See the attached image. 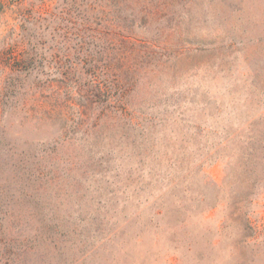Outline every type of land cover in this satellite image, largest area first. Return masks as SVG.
I'll return each instance as SVG.
<instances>
[{
  "label": "rangeland",
  "instance_id": "374dc122",
  "mask_svg": "<svg viewBox=\"0 0 264 264\" xmlns=\"http://www.w3.org/2000/svg\"><path fill=\"white\" fill-rule=\"evenodd\" d=\"M60 3L0 0V254L28 238L22 264H264V0H192L165 57L125 64L143 129L83 107L95 25ZM33 45L37 66L6 92Z\"/></svg>",
  "mask_w": 264,
  "mask_h": 264
},
{
  "label": "trees",
  "instance_id": "16d2710c",
  "mask_svg": "<svg viewBox=\"0 0 264 264\" xmlns=\"http://www.w3.org/2000/svg\"><path fill=\"white\" fill-rule=\"evenodd\" d=\"M53 1V0H49ZM57 1V0H56ZM192 0H61L60 13L70 19L75 26L84 25V17L93 20L94 27L91 28V42L88 50L89 57V80H87V90L84 91L82 98L85 104L83 107L89 111L102 107L100 116L102 118H113V113L119 118L139 129H143V121L151 122L153 118L135 117L133 111L129 109V104L124 96L123 89H130L133 83L129 81L132 76V70L125 68V64L141 62L155 59V57H165L167 50V41L170 32L180 21H174L180 18L181 13L186 11ZM80 15H84L80 17ZM58 17L57 13H52L44 17L40 12L35 15V23L54 22ZM34 23V24H35ZM174 26V27H173ZM76 30H79L76 28ZM101 32L97 39L96 33ZM23 54L18 59V64L11 68L13 77H8L2 81L6 92L12 93L14 90L28 80L37 66V52L35 45L24 48ZM83 48L78 46L75 53L80 55ZM180 52L177 51V55ZM65 57L70 58L67 51ZM159 58V59H160ZM24 64V68H22ZM78 62L69 63L67 68L70 73L77 71ZM72 71V72H71ZM18 73V74H17ZM23 76V78L21 77ZM25 76V77H24ZM128 77V78H126ZM35 86L40 81L33 80ZM73 82L70 78H65L58 85L54 86L53 104L57 107L62 105V101L68 99L67 94L70 84ZM52 84L48 83L51 87ZM62 94L65 98H62ZM55 111V110H52ZM47 118V117H46ZM114 119V118H113ZM142 138L145 134L142 133ZM29 160H12L13 170L21 172L23 175H30L32 172H40L46 168L41 160H37L35 166L27 164ZM34 163V162H33ZM45 233V232H44ZM37 239L45 240L47 234H41ZM32 241L27 238L23 244L21 253L11 255L10 249L5 246L0 254V264H22L25 255L36 252V248L30 247ZM49 247L42 250L43 253H49ZM45 254V255H46Z\"/></svg>",
  "mask_w": 264,
  "mask_h": 264
}]
</instances>
